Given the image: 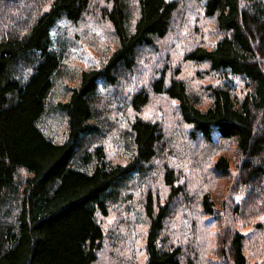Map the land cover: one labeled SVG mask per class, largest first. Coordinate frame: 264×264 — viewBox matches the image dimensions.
I'll list each match as a JSON object with an SVG mask.
<instances>
[{"label": "trees", "instance_id": "obj_1", "mask_svg": "<svg viewBox=\"0 0 264 264\" xmlns=\"http://www.w3.org/2000/svg\"><path fill=\"white\" fill-rule=\"evenodd\" d=\"M199 1L218 37L211 47H195L185 61L205 65L217 84L200 96L163 72L121 104L113 97L121 73H132L139 50L168 35L177 0H0V264H96L105 236L100 219L128 201L135 187L147 227L144 264H195L185 258L194 252L172 245L165 230L178 201L190 193L180 169L161 167L160 184L169 192L163 201L149 183L160 159L193 165L182 151L195 143L205 150L234 145L236 163L220 154L212 176L230 181L226 194L235 216L264 217V0ZM92 5L110 25L115 49L54 103L50 95L66 60L62 29L80 25ZM235 77L243 83L242 98ZM151 94L176 104L184 143L157 121L137 118L119 128L120 142L126 136L131 144H124L128 161L111 163L99 141L104 129L129 112L138 116ZM109 104L116 107L112 114ZM48 112L64 120L62 141L41 126ZM201 195L202 215L214 219L213 255L222 264H248L244 236L223 227L227 202ZM255 226L264 231V223Z\"/></svg>", "mask_w": 264, "mask_h": 264}, {"label": "rangeland", "instance_id": "obj_2", "mask_svg": "<svg viewBox=\"0 0 264 264\" xmlns=\"http://www.w3.org/2000/svg\"><path fill=\"white\" fill-rule=\"evenodd\" d=\"M176 3L177 9L171 19L168 35L156 41L154 48L139 50L137 67L132 73L129 75L121 73L120 81L122 82L113 94L114 99L119 100L121 104L130 92L148 90L151 81L157 79L163 72L168 78L183 81L189 90L200 96L205 95V87L217 84V78L207 73L205 65L185 61V56L195 47H211L214 44L218 33L211 28L213 22L204 18L202 10L199 9L201 6L199 0H177ZM87 14L80 25L66 26V30L62 29L60 38L66 41V60L62 75L55 81L50 95V100L54 103L67 97L69 90L78 83V76L82 71L100 68L115 49L113 31L110 25L100 17L97 7L92 5ZM208 28L210 29L208 39L204 45L201 44V40ZM228 78L230 79L229 75ZM239 79L240 77H235L231 80L235 83L236 95L242 98L245 89ZM115 109L113 104H109L108 113L112 114ZM137 118L147 122L157 121L156 123L165 133L173 131V134L177 135L178 144L184 143V133H181L183 128L177 120L176 104L164 96L151 94L147 106L138 116L129 112L126 118L122 117L115 124V127L106 126L104 129V136L99 141L111 163L128 161L130 147L126 145L131 144L127 142L126 136H122L126 145L120 142L119 128L127 129L128 124ZM41 126L51 138L59 141L65 139L64 120L54 113L48 112ZM189 130V127L185 128L186 135ZM195 144L190 147L189 151L186 149L182 151L186 154L185 156L191 158L193 165L182 158L179 160L183 162L160 159L156 161L158 168L155 169L149 181L152 183L151 189L156 196L155 199L163 201L169 194L168 190L160 184L162 183L160 182L161 167L166 163L169 167L180 169L181 177L186 180L184 183L190 187V193L182 196L186 198V201H178V207L165 227L170 243L179 246L184 251L189 249L185 252H194L193 255H185V258L187 257L190 261L194 260L195 264H222L218 256L213 255V236L216 235L212 225L214 219L209 220L202 215L199 198L197 199L201 194H209L215 199L222 197V200L227 202L225 207L227 220L224 221L223 227L229 226L244 236L243 247L247 263L261 264L264 260V231L255 225L258 222L264 223V217L258 216L256 219L247 221L244 219V214L235 216L234 204L230 203L226 194L230 181L227 178L217 179L212 176L211 166L216 158L223 153L233 158L234 145H217L213 147L215 150H205L198 146L199 144ZM233 160L232 165L236 163V157ZM230 171L234 172V167ZM136 188L138 187L133 189L128 201L112 207L108 216L100 219L105 236L96 264H144V238L147 227L141 208L142 193ZM241 197L242 194L235 196V203Z\"/></svg>", "mask_w": 264, "mask_h": 264}]
</instances>
